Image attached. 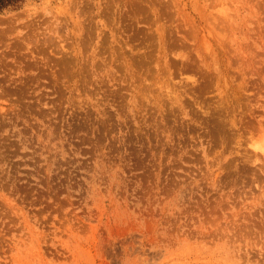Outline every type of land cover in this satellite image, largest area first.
<instances>
[{"label":"rangeland","instance_id":"374dc122","mask_svg":"<svg viewBox=\"0 0 264 264\" xmlns=\"http://www.w3.org/2000/svg\"><path fill=\"white\" fill-rule=\"evenodd\" d=\"M0 264H264V0L0 10Z\"/></svg>","mask_w":264,"mask_h":264},{"label":"trees","instance_id":"16d2710c","mask_svg":"<svg viewBox=\"0 0 264 264\" xmlns=\"http://www.w3.org/2000/svg\"><path fill=\"white\" fill-rule=\"evenodd\" d=\"M21 0H0V10L10 7V6H15L20 3Z\"/></svg>","mask_w":264,"mask_h":264}]
</instances>
